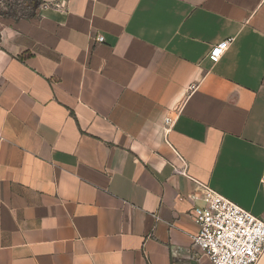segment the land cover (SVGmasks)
I'll return each instance as SVG.
<instances>
[{"label":"crops","instance_id":"obj_1","mask_svg":"<svg viewBox=\"0 0 264 264\" xmlns=\"http://www.w3.org/2000/svg\"><path fill=\"white\" fill-rule=\"evenodd\" d=\"M176 107L189 175L264 219V0L1 16L0 264H208Z\"/></svg>","mask_w":264,"mask_h":264},{"label":"built area","instance_id":"obj_2","mask_svg":"<svg viewBox=\"0 0 264 264\" xmlns=\"http://www.w3.org/2000/svg\"><path fill=\"white\" fill-rule=\"evenodd\" d=\"M48 4L44 2L41 7ZM96 40L103 42L104 36L100 35ZM232 41L233 38H230L213 46L209 54L213 63L220 60ZM196 87L192 85L190 91ZM173 112V115L165 118L164 133L166 142L179 160V164L174 165V173L191 179L202 194L203 205L194 210L199 229L193 236V245L207 256L208 264H258L264 253V219L253 215L213 190L208 184L189 175L188 161L167 139L180 113L179 107L174 108Z\"/></svg>","mask_w":264,"mask_h":264},{"label":"rangeland","instance_id":"obj_3","mask_svg":"<svg viewBox=\"0 0 264 264\" xmlns=\"http://www.w3.org/2000/svg\"><path fill=\"white\" fill-rule=\"evenodd\" d=\"M44 2H54L56 0H41ZM28 0H0V17L10 16L12 14L23 15L26 14Z\"/></svg>","mask_w":264,"mask_h":264},{"label":"trees","instance_id":"obj_4","mask_svg":"<svg viewBox=\"0 0 264 264\" xmlns=\"http://www.w3.org/2000/svg\"><path fill=\"white\" fill-rule=\"evenodd\" d=\"M43 1L41 0H28L27 2V8L25 9L26 14L23 15H16V14H12L10 16L12 17H20V16H25V15H34L35 11L42 5Z\"/></svg>","mask_w":264,"mask_h":264}]
</instances>
